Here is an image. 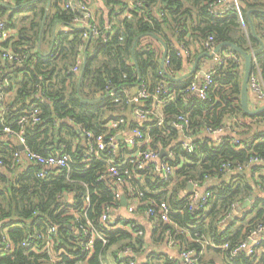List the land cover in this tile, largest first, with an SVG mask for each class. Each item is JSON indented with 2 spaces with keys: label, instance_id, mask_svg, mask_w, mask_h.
I'll use <instances>...</instances> for the list:
<instances>
[{
  "label": "trees",
  "instance_id": "1",
  "mask_svg": "<svg viewBox=\"0 0 264 264\" xmlns=\"http://www.w3.org/2000/svg\"><path fill=\"white\" fill-rule=\"evenodd\" d=\"M100 1L103 9L94 13L100 34L87 41L85 28L73 25L79 13L65 8V0H50L47 11L46 0H20L5 21L6 29H17L14 15L21 16L23 23L15 39L0 43L22 59L20 65L0 64V92L17 87L13 102L3 105L0 124V264H105L106 254L128 264L132 259L120 256L121 252L142 251L144 237L135 233L137 226L131 221L118 230L102 231L106 243L96 238L91 252L84 250L87 237L78 229L89 222L100 232L104 209L109 206L112 212L121 205L115 192L129 197L124 188L104 179L106 160L111 157L107 150L99 158L85 157L84 131L112 136L118 129H110L109 124L121 119L120 128L139 129L146 135L148 148L172 152L173 178L163 181L143 171L137 173L143 179L132 184L135 194L143 195V202L168 208L169 223L150 219L156 223L159 240L168 233L179 251L200 254L199 263L202 252L213 249L225 264H264L262 241L257 247L261 250L253 255H231L257 226L264 225V162H250L254 158L264 161V113L250 117L241 110L240 57L231 48L220 50L218 57L226 53L235 58H223L221 64L216 61L206 100L188 91L192 83L199 85L194 76L170 80L183 70V56L171 38L183 50L193 41L195 48L207 52L204 44L210 37L214 47L231 43L247 54L259 49L246 14L249 10L264 12V0H237V9L220 16L212 13L220 0H139L141 5L129 11L125 10L128 0ZM3 6L1 19L7 12ZM117 9L121 15L115 13ZM250 20L255 36L264 43V13H251ZM162 46L166 48L164 60H168L163 68ZM255 57L264 82V47ZM77 60H81L80 71L73 73ZM162 84L165 89L156 93ZM142 85L147 98L133 102ZM156 96L163 103V127L155 126L154 115H150L153 122L140 125L133 119L135 113H152ZM33 108L38 110L39 121L19 126L18 121L30 117ZM227 115L234 119L227 126L237 138L229 132L216 140L199 136L206 130L225 128ZM177 116L188 120L186 134L194 137L191 153L183 149L180 134L172 126ZM3 126L14 134H5ZM20 145L40 155H68L69 166L39 178V166L13 161ZM119 151L122 159L129 155L126 148ZM176 180L181 189L189 182L204 187L210 197L202 204L194 197L180 196V188L173 184ZM249 199V206L233 215L232 206L236 209ZM49 227L55 228L51 236ZM28 237L29 246H22ZM226 243L228 248L221 249ZM145 258L144 264H178L159 253L152 260Z\"/></svg>",
  "mask_w": 264,
  "mask_h": 264
},
{
  "label": "built area",
  "instance_id": "2",
  "mask_svg": "<svg viewBox=\"0 0 264 264\" xmlns=\"http://www.w3.org/2000/svg\"><path fill=\"white\" fill-rule=\"evenodd\" d=\"M140 5L141 3L139 0H128L125 10L129 11L130 9H134L135 7H139ZM64 7L67 9H71L73 11H77L79 13V17L73 20L74 23L73 25L75 26L77 25L85 28V33L83 34V38L85 41L91 39L92 36L93 37L99 36L100 33L97 31L96 24L94 23V12L85 3H83L80 0H65ZM228 10H217L213 6L212 13L220 16ZM120 12L121 10L117 9L115 13L117 15H121ZM124 16H127V18L130 17L129 12L126 13ZM4 33H5V22L0 19V41L4 38L5 36ZM204 49L207 51L206 53L209 54H212L214 52L215 47L213 46L212 37H210L205 42ZM224 57L235 58V55L226 54ZM224 57L217 56L216 58L217 63L221 64ZM4 62L16 63L20 65L22 64V59L19 58L17 55H15L11 50L0 47V64ZM165 63L166 65H168V60L167 61L164 60L162 68L164 67ZM80 66H81V60H77L76 64L71 69V71L73 73H79ZM212 75H213L212 71H208L204 73L203 77L200 79L199 85L196 82L192 83L188 91L192 94H195L198 98L202 100H206L208 90L212 85ZM164 89L165 88L163 87L162 84L157 88L156 93H159V91L161 92ZM248 91L253 96L254 101L257 103L259 107L264 106V82L262 80L261 72L259 70L258 62L256 60L255 55L252 56L251 73L248 79ZM3 96H4L3 93H0V124H2V115L4 112ZM145 98H147V93L145 86L142 85L141 88L138 90L137 95L133 97L132 101L137 102L139 99H145ZM154 100L156 101V104L161 102L157 99V96L154 97ZM153 113L154 110L152 111V113L150 111L137 110L133 119L136 120L140 125L142 123L153 122L150 116L153 115ZM37 115H38V110L36 108H33L31 116L28 118L22 117L18 121V125L22 127L28 124L29 121H31V124L37 123L39 121ZM155 122H156L155 126L161 128L163 127L164 124V118L163 117L156 118ZM122 124H124L123 119H121L120 121L110 123L109 128L120 130ZM172 126L176 131L179 132V134L183 138L181 140L183 141L182 144L183 149L186 151V153H191L194 149L193 146L194 139L193 136L186 134L188 127V120L186 119V117L177 116L176 121L172 122ZM228 129L229 128L226 125L225 128H219L214 131L206 130V133L216 140ZM2 131L8 135L14 134V132L9 127L6 126L2 127ZM17 136L19 138L20 143H22L21 134H18ZM83 137L85 140L84 145H86L85 148L86 160L92 158H99L100 157L99 154L106 150L111 155V157L108 160H106L107 172H106V176H104V179L110 181V183L120 187L121 189L124 188L125 192L128 193L129 197L126 198L125 195L122 194L121 192L119 191L115 192V198L118 199L119 201L122 196L125 197L127 202V206L125 207L126 211L130 214H133L139 210V207L144 206L145 208L143 211V215H145L148 219H155L162 223H169L168 208L166 207V205L160 204L157 208H155L154 202L150 200L148 204H146L145 202L142 201L143 195L141 193L135 194V190L132 184L136 181L138 182L143 179V177L139 176V174L137 175V173L143 171H149L152 174L160 177L163 181H169L171 178H173L175 167H173L169 162V159H172L171 150H164L166 152V155L161 158L160 151L162 149L156 150V149L148 148L146 145H148L149 140L146 137V135L139 129L131 130V137L128 140L129 145L131 147H136L137 151L136 153L126 157L125 159H122V156L120 155V152L118 150L119 146H118L116 134L112 136L109 135L106 136L103 134L94 136L91 132L84 131ZM23 160H25L30 164L39 166L40 171L38 172L37 176L39 178H42L45 177L52 170L68 168L70 158L68 155H40L37 153L29 152L26 149L22 152L21 151L16 152L13 155V161L15 163H21ZM250 162L261 164L264 161L262 159L254 158ZM1 166H2V162L0 161V168ZM222 168L225 169V171L227 172L230 171L229 167L226 165H223ZM188 184H191L193 188H198L197 185H194L190 182ZM191 197L198 199L199 202L204 204L207 198L210 197V193L204 192L203 194L193 195ZM232 207H233V211H235L236 205L235 206L233 205ZM110 212H111V208L108 206L104 209L102 215L100 216L99 223L102 226L100 232L94 229L89 222H87L88 225L86 226L83 225L78 226V229L82 231V233L85 235V238L87 237L86 238L87 241L84 244L85 251L91 252L93 250V241L96 238L102 240L104 244L106 243V240L103 238L102 231H115L122 228V226H118L120 220L112 217ZM87 226L90 227V230L87 228ZM54 231H55L54 227H49L47 231L48 235L51 236V234L54 233ZM136 231L137 232L135 233L137 235H141V236L143 235L142 232L139 231L138 229ZM167 238L169 239V237ZM30 240L31 237H28L22 243V246H26V247L29 246ZM261 241L264 242V225L257 226L250 233L247 240L242 241L238 246H236L231 251V255L235 256L239 252H245L247 255H253L257 251L261 250V249L258 250L257 248ZM170 243L173 242L170 240ZM227 248H228L227 243L221 246V249L225 250ZM120 256L130 257L131 252L129 250H125L120 253ZM199 259H200V254H197L193 250H186L180 253V260L182 261V264H199ZM128 264H134V261L130 260Z\"/></svg>",
  "mask_w": 264,
  "mask_h": 264
},
{
  "label": "crops",
  "instance_id": "3",
  "mask_svg": "<svg viewBox=\"0 0 264 264\" xmlns=\"http://www.w3.org/2000/svg\"><path fill=\"white\" fill-rule=\"evenodd\" d=\"M17 2H20V0H17V1L16 0L15 1L14 0H0V5H2V6L4 5L3 7H6V10H7L6 15L3 16L2 19L0 18L2 21L5 22L9 18L10 14L12 13L11 8H17L15 6ZM85 2H86V5L94 13L96 12L97 9H103V6H102V3H101L100 0H85ZM263 4H264V1H263ZM236 5H237V0H220L218 2V4L215 5L214 7L217 10H228V9H232L233 7L236 9V7H237ZM49 6H50V3H49ZM8 7H10V8H8ZM46 8H47V0H46ZM47 9H46V11H47ZM249 11H253L251 13H254V12L264 13V12L259 11V10H249ZM246 16H247V14H246ZM249 18H250V15H249ZM21 19H22V17L21 16H17V15H14L12 17V20L15 21L14 25L16 26L17 29H19L21 27L22 23H23V21H20ZM247 21H248V24H249L248 17H247ZM252 26H253V24H252ZM249 28H250V25H249ZM17 29H6L5 28V33H4L5 36L0 41V43L1 42L2 43L6 42L10 38H14L15 39L17 37ZM250 32H251V30H250ZM263 36H264V34H263ZM257 38L259 40H261L262 43H263V39H260L259 37H257ZM257 38H255V39L258 41ZM170 42L174 46V49H176L183 56V59H182L183 60V70L180 71V73H176L174 78H172L170 80H172L174 82H179V81L185 80L187 77L192 75V76H194L195 80L199 81L201 79V73L202 72L206 73V72L210 71L215 66L216 61H217L216 58H217L218 55L216 54L217 56L215 55L213 57L202 56L206 52H203L202 50H200L199 47L195 48L193 41H191L192 44H191L190 48L189 49H184V50H183V48L179 47L178 44H176V42H175V40L173 38L170 39ZM258 43H259V41H258ZM259 45H260V43H259ZM263 45H264V43H263ZM43 48L47 49L46 46H43ZM161 49H162V53H161V59H162V57L164 55L163 46H162ZM259 49H260V47H259ZM8 50H11V49H8ZM256 50H258V49H256ZM165 54H166V52H165ZM225 55H226V53L224 54V56ZM224 58L226 59V58H230V57H224ZM190 59H192L193 61L190 60ZM187 60H190V61L188 62ZM195 61H197V67H196L195 71L191 73V69H192L193 63ZM239 62L243 66V60L241 59V57L239 59ZM164 86H165V83H164ZM16 90H17V87H14L10 92L3 93V95H4L3 96V103L5 105L8 106L9 104H11L13 102L14 97L16 95ZM192 95L196 96L195 94H192ZM248 105H249V108L251 110H256V109L260 108L257 105V103L254 101V98L249 93V91H248ZM162 107H163V103L162 102L156 104V107H155L154 113H153L155 118L163 117ZM232 121H234L232 116L227 115V117L225 119L226 125H229V123H231ZM247 124H249V123H247ZM259 128L262 129V126H260ZM263 130H264V128H263ZM226 132H229V133H227L229 136L237 138L236 134L233 132L232 129H228ZM115 134H116V138H117L119 149H122V147L126 148V150L129 153V155H125L126 157L131 156L134 153H136L137 148L136 147H131L129 145V143H128V140L131 137V131L129 129L121 128L120 130L115 132ZM199 136L200 137L208 136L209 138H212L205 131H203V133H201V135L199 134ZM179 138H180L179 139L180 141L183 139L181 135L179 136ZM193 139H194V137H193ZM123 155H124V153H123ZM0 171H2V168H0ZM173 184L175 185V188L177 187V185L180 188V196H186V197L189 196L190 197V196H193V195H200V194L204 193V187H198V188H193L192 187V190L188 191L187 187H186V189H181L180 181L176 180V181H174ZM179 184H180V186H179ZM211 184H212V181H209L208 185H211ZM240 206H238V207H240ZM143 211H144V209L143 210L139 209L136 213L130 214V213H128L126 211L125 207L120 205L119 208H117V209H115V210H113L111 212L112 217L117 218V219L120 220L118 226H123L124 223H126L128 221L129 222L131 221L134 225L137 226V229L139 231H141L142 234H143L142 236L144 237V241H145L144 244L145 245L142 248V251L141 252L139 251V252H137L135 254L131 253V256H130V258L134 261V264H144V262L146 261L145 257H148L149 259L152 260V259L155 258V255L158 254V253L161 254L163 257H166L169 261H177L178 264H182V261L180 260L181 251H179L178 245H175L174 242L170 243V240L168 238H166V237H168L167 233L164 234L163 240H161V239L159 240L160 235H159L158 232L155 231L156 223L152 222L145 215H143ZM207 253L211 254L214 257L215 256L218 257L219 260L215 257L216 258V263L214 261L206 262L205 258L208 257ZM113 257H114L113 254L112 255L106 254L105 264H106V260L108 261V264H121L120 261L115 260V258H113ZM211 259H213V257ZM206 263L207 264H225V260H224V258L222 256L214 253V250L211 249V250H207V251H203L202 252L200 264H206ZM80 264H88V262L86 261V262H83V263H80Z\"/></svg>",
  "mask_w": 264,
  "mask_h": 264
},
{
  "label": "water",
  "instance_id": "4",
  "mask_svg": "<svg viewBox=\"0 0 264 264\" xmlns=\"http://www.w3.org/2000/svg\"><path fill=\"white\" fill-rule=\"evenodd\" d=\"M49 3L50 1L47 0V8L49 7ZM46 8V9H47ZM253 12V11H249L247 13V17L249 19V25H250V30H251V34L253 35L254 38H257L254 34V30H253V26H252V22L249 18V15L250 13ZM258 39V38H257ZM259 43H260V49L258 50H255L253 51L252 53L250 54H247L245 52H243L241 49H239L237 46L231 44V43H222V44H219L215 47L214 49V52L212 54H209V53H205L203 54L202 56H205V57H213L215 54H218L220 52L221 49L225 48V47H228V48H231L235 54H237L239 57L242 58L243 60V74H242V80H241V88H240V106H241V110L243 112L244 115H247V116H250V117H253V116H258L259 114L261 113H264V106L256 109V110H251L249 108V105H248V79H249V76H250V73H251V66H252V56L254 55H257L264 47L263 43L261 40H259ZM164 48V55L161 59V67L163 66V62H164V58H165V52H166V48L163 46ZM201 56V57H202ZM197 67V61H195L193 63V66H192V69H191V73L195 71ZM204 73L202 72L201 73V78L203 77ZM181 80V79H180ZM18 150L19 151H24L25 150V147L23 145L19 146L18 147ZM166 155V152L164 150H161L160 151V157H164ZM192 185L191 184H188L187 185V190L190 191L192 190ZM251 200H246L244 201L240 207L236 208L235 211H233V215H238V213L245 209L249 204H250ZM120 203L123 207H126L127 206V202H126V199L124 196L121 197L120 199Z\"/></svg>",
  "mask_w": 264,
  "mask_h": 264
},
{
  "label": "rangeland",
  "instance_id": "5",
  "mask_svg": "<svg viewBox=\"0 0 264 264\" xmlns=\"http://www.w3.org/2000/svg\"><path fill=\"white\" fill-rule=\"evenodd\" d=\"M208 254V257H206L205 258V260H206V262H211V261H214L215 263H216V258L219 260V258L218 257H214V256H212L211 254H209V253H207ZM213 257V259H211ZM221 262V261H220ZM200 264V263H199ZM207 264V263H206Z\"/></svg>",
  "mask_w": 264,
  "mask_h": 264
}]
</instances>
